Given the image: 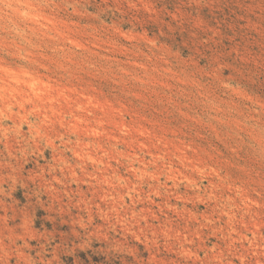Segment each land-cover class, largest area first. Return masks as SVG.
Segmentation results:
<instances>
[{"label": "rangeland", "instance_id": "obj_1", "mask_svg": "<svg viewBox=\"0 0 264 264\" xmlns=\"http://www.w3.org/2000/svg\"><path fill=\"white\" fill-rule=\"evenodd\" d=\"M0 66V264H264V0H0Z\"/></svg>", "mask_w": 264, "mask_h": 264}, {"label": "bare ground", "instance_id": "obj_2", "mask_svg": "<svg viewBox=\"0 0 264 264\" xmlns=\"http://www.w3.org/2000/svg\"><path fill=\"white\" fill-rule=\"evenodd\" d=\"M1 68H2V67L0 66V69H1ZM2 69L5 70V67H3ZM7 69H8V68H7ZM7 69H6V70H7ZM4 70H2V71L4 72ZM8 70L10 71L11 69H8ZM20 71H21V69H20ZM22 71H23V70H22ZM25 71H26V70H25ZM10 72H11V71H10ZM23 72H24V71H23ZM23 72H22V74H23ZM27 72H28V71H27ZM27 72H26V73H27ZM4 73H5V72H4ZM6 73H7V72H6ZM15 73H16V71H15ZM19 73H20V72H19ZM2 74H3V73H2ZM2 74H1V75H2ZM12 74H14V73L12 72ZM20 74H21V73H20ZM20 74H18V75H20ZM27 74H31V73H27ZM1 75H0V76H1ZM15 75H16V74H15ZM18 75H17V76H18ZM32 75H33V74H32ZM36 75H37V74H36ZM5 76H6V75H5ZM11 76L13 77L14 75H11ZM11 76H10V77L8 76V77L11 78ZM33 76H35V75H33ZM39 76H40V75H39ZM3 77H4V76H3ZM6 77H7V76H6ZM8 77H7V78H8ZM1 78H2V77H1ZM9 78H8V79H9ZM28 78H29V77H28ZM30 78H31V77H30ZM36 78H37V77H36ZM14 79H16V80H14ZM19 79L21 80V78H19ZM19 79H18V77H17V78H13V79H11V80L17 82ZM26 79H27V77H26ZM20 80H19V81H20ZM30 80H34V79L31 78ZM36 80H37V79H36ZM41 80H42V79H40V81H41ZM4 81H5V80H4ZM19 81H18V82H19ZM24 81L26 82V80H24ZM8 82H9V81H8ZM21 82H22L21 84L25 83V82H23V81H21ZM28 82H29V79H27V83H28ZM31 82H32V81H31ZM2 83H3V81H2ZM13 83H14V82H13ZM33 83H34V82H33ZM43 83H44V82H43ZM45 83H46V82H45ZM9 84H10V83H9ZM11 84H12V83H11ZM38 84H39V83H38ZM38 84H37V85H38ZM40 84H41V82H40ZM13 85H14V84H13ZM15 85H16V83H15ZM18 85H19V84H18ZM18 85H17V86H18ZM34 85H35V84H34ZM37 85H35V86H36V90L39 89V88H37ZM41 85H43V84H41ZM48 85H49V84H48ZM5 86H6V85H5ZM23 86H24V85H23ZM8 87H9V85H8ZM10 87H13V86L10 85ZM27 87H30V86L28 85ZM40 87H41V86H40ZM48 87H49V86H48ZM3 88H4V87H3ZM30 88H31V87H30ZM42 88H43V87H42ZM6 89L8 90L9 88H6ZM6 89H5V90H6ZM11 89H14V87L11 88ZM33 89H35V88H33ZM27 90H28V89H27ZM40 90H41V89H40ZM44 90H45V89H44ZM8 91H9V90H8ZM14 91H15V90H14ZM17 91H19V90L16 89V93H18ZM30 91H31V90H30ZM42 91H43V90H42ZM9 92H10V91H9ZM11 92H12V91H11ZM34 92H35V91H34ZM37 92H38V90H37ZM12 93H13V92H12ZM19 93H20V92H19ZM38 93H39V92H38ZM50 93H51V92H50ZM35 94H36V93H35ZM0 95H2V94H0ZM17 95H18V94H17ZM23 95H24V94H23ZM37 95H38V94H37ZM0 97H1V96H0ZM3 97H4V95H3ZM40 97H41V96H40ZM16 98H17V97H16ZM23 98H24V97H23ZM24 99H25V98H24ZM46 99H47V98H46ZM22 101H23V100H22Z\"/></svg>", "mask_w": 264, "mask_h": 264}]
</instances>
